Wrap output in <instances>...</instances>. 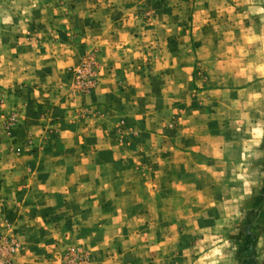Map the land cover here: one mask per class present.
<instances>
[{"label": "rangeland", "instance_id": "obj_1", "mask_svg": "<svg viewBox=\"0 0 264 264\" xmlns=\"http://www.w3.org/2000/svg\"><path fill=\"white\" fill-rule=\"evenodd\" d=\"M0 264H264V0H0Z\"/></svg>", "mask_w": 264, "mask_h": 264}]
</instances>
